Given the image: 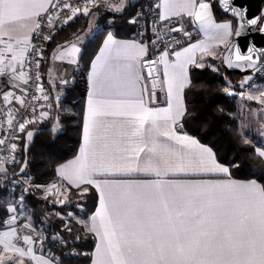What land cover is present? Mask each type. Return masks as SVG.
Instances as JSON below:
<instances>
[{"label":"snow or ice","instance_id":"snow-or-ice-1","mask_svg":"<svg viewBox=\"0 0 264 264\" xmlns=\"http://www.w3.org/2000/svg\"><path fill=\"white\" fill-rule=\"evenodd\" d=\"M221 4L231 15L218 22ZM253 30L264 33V11L235 0H0V264H66L81 234L94 240L90 264H264V175L233 176L249 155L264 165V49L228 48ZM89 33L99 37L91 54ZM216 58L244 73L214 78L222 95L208 115L230 153L193 127L208 120L189 100L207 91L196 70L218 72ZM81 76L79 111L65 109L61 92ZM66 119L78 124L71 159L58 150ZM45 122L55 135L37 172Z\"/></svg>","mask_w":264,"mask_h":264},{"label":"trees","instance_id":"trees-1","mask_svg":"<svg viewBox=\"0 0 264 264\" xmlns=\"http://www.w3.org/2000/svg\"><path fill=\"white\" fill-rule=\"evenodd\" d=\"M134 2L139 5L140 3H143V0H135ZM212 2L216 4L217 0H212ZM215 15L218 21L220 17L229 16L227 13L221 11L219 5L215 9ZM98 23L103 26L102 20L98 21ZM85 24L86 21L84 19L79 20L76 23L75 27L61 33V39L67 36L71 31H75L83 27ZM119 30L124 38H127L128 36L133 34L131 27L124 22L120 23ZM98 42L99 37L96 35L88 39L87 50L89 54H91L96 49ZM217 65L219 66L218 72L211 71L209 69L196 70L198 80L206 86L207 91H205L201 87H197L196 89H194L195 95L190 96L189 100L190 103H192L198 109L197 120H199L201 116L206 117L208 120L206 126L200 127L198 123H194L193 127L200 128L201 136H209L214 141L219 140L221 143L222 152L230 153L233 150V146L229 143L226 137H223L221 133V129L224 127V125L218 124L215 120L211 118L210 115H208V113L212 108V102L216 100L217 97L222 95V93H219L215 90V85L222 84V81L214 78L219 77L221 75H226L227 78L239 80L243 74L238 71H228L222 66L221 59L217 61ZM45 73L46 71L44 72V75ZM83 91L84 84L83 77L81 76L78 77L77 85L72 88V90L66 96H64L63 92H61V104L64 105L65 109L70 110L72 108H76V110L79 111L78 106L80 104ZM202 92L204 93L203 95H201ZM39 127L40 131L36 136V146L34 149L31 150L32 155L35 157L34 163L31 165V167L34 168L37 172H43L46 170L44 167L45 159L42 155V153L45 151L44 145H46L55 134L50 133L49 127L47 126L46 122L40 125ZM77 128L78 124L76 121L69 122L67 119L65 120L63 134L61 135L60 140L58 142V150L64 159H71L72 155L74 154V151L78 149L79 135L77 132ZM253 171L259 172L261 175H264V165H262L261 160L258 156L249 155L248 157L242 160L239 170L234 171L233 176L236 179L246 180L252 178L250 176V173ZM30 202L34 204L37 210L42 206L34 198ZM59 207L60 206H57V209ZM37 214L38 216L40 215L39 212ZM58 225L59 219L50 216L48 220L44 223V228L46 229L47 233L51 235L52 233L59 231ZM81 235L83 236V238L78 241H72L71 238L69 239L70 243L75 244L76 252L78 253V255L74 258L66 259V264H90L91 253L94 248V240L91 236L87 234ZM45 249H51L53 252L56 253H59L61 251L66 253L68 251L66 248L62 247V244L59 241L56 240H46Z\"/></svg>","mask_w":264,"mask_h":264},{"label":"water","instance_id":"water-1","mask_svg":"<svg viewBox=\"0 0 264 264\" xmlns=\"http://www.w3.org/2000/svg\"><path fill=\"white\" fill-rule=\"evenodd\" d=\"M224 3L231 4L233 0H223ZM237 5H243L248 7L249 13H257L258 11L264 10V0H235ZM222 4L219 5L220 9L222 8ZM227 13L229 16L231 13L227 11H223ZM238 46L242 54H246L249 47L255 45L257 49H264V33L253 30V31H243L240 36H232L230 43L228 44V48H232L233 46ZM228 48L224 51V56L228 55ZM234 56V51H233ZM222 66L226 68L228 71H238L244 74L241 70L238 69H230L226 64L222 63Z\"/></svg>","mask_w":264,"mask_h":264},{"label":"crops","instance_id":"crops-1","mask_svg":"<svg viewBox=\"0 0 264 264\" xmlns=\"http://www.w3.org/2000/svg\"><path fill=\"white\" fill-rule=\"evenodd\" d=\"M219 22V21H218ZM88 39H90V37H86V41H88ZM231 39H232V37H231ZM231 39H230V41H231ZM230 41H229V43H230ZM220 49H223L224 51H225V49H226V47L224 46V45H220ZM220 58H216L215 60H214V62L217 64V61L219 60ZM61 64V62H59V61H57V62H55V64H49L48 65V67L52 70L51 71V78H52V80L53 81H55L56 80V78L58 77V75H59V72L57 71V68H58V66ZM63 69H60V71H62ZM48 76V72L46 71V73H45V77H47ZM45 86L47 87V83L45 84ZM53 94H55V92L53 93ZM93 250H94V248H93ZM93 252V251H92Z\"/></svg>","mask_w":264,"mask_h":264},{"label":"rangeland","instance_id":"rangeland-1","mask_svg":"<svg viewBox=\"0 0 264 264\" xmlns=\"http://www.w3.org/2000/svg\"><path fill=\"white\" fill-rule=\"evenodd\" d=\"M135 1V0H134ZM264 11V10H263ZM94 33H89L86 37H90V38H92V37H94Z\"/></svg>","mask_w":264,"mask_h":264},{"label":"built area","instance_id":"built-area-1","mask_svg":"<svg viewBox=\"0 0 264 264\" xmlns=\"http://www.w3.org/2000/svg\"><path fill=\"white\" fill-rule=\"evenodd\" d=\"M61 103H62V96H61Z\"/></svg>","mask_w":264,"mask_h":264}]
</instances>
